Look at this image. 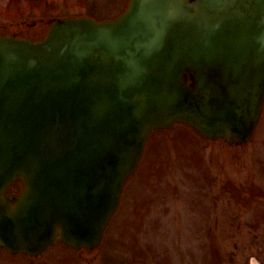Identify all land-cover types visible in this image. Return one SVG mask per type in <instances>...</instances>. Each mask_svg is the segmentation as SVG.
<instances>
[{
	"label": "water",
	"instance_id": "obj_1",
	"mask_svg": "<svg viewBox=\"0 0 264 264\" xmlns=\"http://www.w3.org/2000/svg\"><path fill=\"white\" fill-rule=\"evenodd\" d=\"M263 101L264 0H131L42 40L0 33V243L95 249L155 128L242 144Z\"/></svg>",
	"mask_w": 264,
	"mask_h": 264
},
{
	"label": "rangeland",
	"instance_id": "obj_2",
	"mask_svg": "<svg viewBox=\"0 0 264 264\" xmlns=\"http://www.w3.org/2000/svg\"><path fill=\"white\" fill-rule=\"evenodd\" d=\"M126 1L0 0V32L39 37L48 16L111 18ZM145 155L104 244L69 264H264V114L243 146L174 128ZM54 253L46 264H61Z\"/></svg>",
	"mask_w": 264,
	"mask_h": 264
},
{
	"label": "flooded vegetation",
	"instance_id": "obj_3",
	"mask_svg": "<svg viewBox=\"0 0 264 264\" xmlns=\"http://www.w3.org/2000/svg\"><path fill=\"white\" fill-rule=\"evenodd\" d=\"M23 257L19 256H12L10 253L3 251L2 249H0V262H3L4 264H18L21 263L23 261L22 259ZM33 264H36V259L32 260ZM39 264H42L41 261H38Z\"/></svg>",
	"mask_w": 264,
	"mask_h": 264
},
{
	"label": "bare ground",
	"instance_id": "obj_4",
	"mask_svg": "<svg viewBox=\"0 0 264 264\" xmlns=\"http://www.w3.org/2000/svg\"><path fill=\"white\" fill-rule=\"evenodd\" d=\"M255 264H258V263H255Z\"/></svg>",
	"mask_w": 264,
	"mask_h": 264
}]
</instances>
